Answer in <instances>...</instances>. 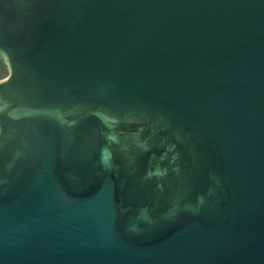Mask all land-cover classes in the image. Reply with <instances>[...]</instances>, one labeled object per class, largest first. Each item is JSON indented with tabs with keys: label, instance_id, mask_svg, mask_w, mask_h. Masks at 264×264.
I'll list each match as a JSON object with an SVG mask.
<instances>
[{
	"label": "water",
	"instance_id": "obj_1",
	"mask_svg": "<svg viewBox=\"0 0 264 264\" xmlns=\"http://www.w3.org/2000/svg\"><path fill=\"white\" fill-rule=\"evenodd\" d=\"M0 264H264V0H0Z\"/></svg>",
	"mask_w": 264,
	"mask_h": 264
}]
</instances>
